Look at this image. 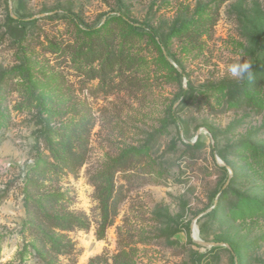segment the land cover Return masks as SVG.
<instances>
[{
  "label": "rangeland",
  "instance_id": "374dc122",
  "mask_svg": "<svg viewBox=\"0 0 264 264\" xmlns=\"http://www.w3.org/2000/svg\"><path fill=\"white\" fill-rule=\"evenodd\" d=\"M79 122L73 174L55 156ZM124 154L99 233L90 177ZM38 189L87 217L75 264H264V0H0V264H45Z\"/></svg>",
  "mask_w": 264,
  "mask_h": 264
},
{
  "label": "trees",
  "instance_id": "16d2710c",
  "mask_svg": "<svg viewBox=\"0 0 264 264\" xmlns=\"http://www.w3.org/2000/svg\"><path fill=\"white\" fill-rule=\"evenodd\" d=\"M83 129L84 123L74 124L62 138V151L54 155L56 158L60 156L58 160L62 164L61 168L69 173L77 174L87 160L88 146ZM51 151L53 152V148ZM130 160L129 154H124L104 175L90 177L101 211L99 233H104L113 225L119 213L123 197L120 188L116 187L115 173L129 166ZM28 182L39 188V180L36 177H30ZM29 196L31 199L28 205V229L32 231L39 244L40 259L45 264H75L76 243L67 232L75 228L87 229L89 227L87 217L64 207L60 203L61 196L58 193L41 192L38 189ZM61 256L66 259L65 262L59 261Z\"/></svg>",
  "mask_w": 264,
  "mask_h": 264
},
{
  "label": "clouds",
  "instance_id": "9594fccd",
  "mask_svg": "<svg viewBox=\"0 0 264 264\" xmlns=\"http://www.w3.org/2000/svg\"><path fill=\"white\" fill-rule=\"evenodd\" d=\"M251 68L250 64H242V65H235L230 68V72L233 76L242 78L245 74L251 75Z\"/></svg>",
  "mask_w": 264,
  "mask_h": 264
},
{
  "label": "water",
  "instance_id": "95a60500",
  "mask_svg": "<svg viewBox=\"0 0 264 264\" xmlns=\"http://www.w3.org/2000/svg\"><path fill=\"white\" fill-rule=\"evenodd\" d=\"M222 165H225V164H222ZM216 203H217V200H216ZM195 234H196V236H198V229L197 228H195ZM201 242L204 243V244H209L211 246H217V245L223 244L221 242H210V243L205 242V241H201Z\"/></svg>",
  "mask_w": 264,
  "mask_h": 264
}]
</instances>
